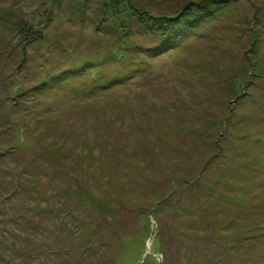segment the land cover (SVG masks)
<instances>
[{"label":"rangeland","instance_id":"374dc122","mask_svg":"<svg viewBox=\"0 0 264 264\" xmlns=\"http://www.w3.org/2000/svg\"><path fill=\"white\" fill-rule=\"evenodd\" d=\"M0 264H264V0H0Z\"/></svg>","mask_w":264,"mask_h":264},{"label":"trees","instance_id":"16d2710c","mask_svg":"<svg viewBox=\"0 0 264 264\" xmlns=\"http://www.w3.org/2000/svg\"><path fill=\"white\" fill-rule=\"evenodd\" d=\"M60 1L61 0H43V2L45 4H58V3H60ZM137 14H138L139 18H143V16H144L147 19L153 20L155 22L156 30L158 31V34L170 36L166 31L161 32L160 29L165 28V27L170 29L168 26L173 25V23H174V22H172L173 18H167L164 16H151V15H148L145 11H138ZM48 21H50V20H48ZM20 35H21L22 40L25 43V45L28 46V45L33 44V43L40 41L42 39L43 30H40V29L35 30V29L28 27V25L23 24L20 26ZM176 35H178V34H176ZM178 39H179V35H178Z\"/></svg>","mask_w":264,"mask_h":264}]
</instances>
